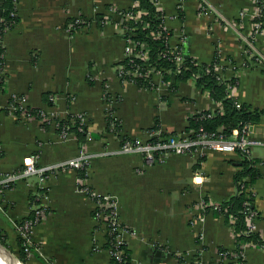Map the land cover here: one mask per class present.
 I'll return each instance as SVG.
<instances>
[{"label":"crops","instance_id":"0c3cea01","mask_svg":"<svg viewBox=\"0 0 264 264\" xmlns=\"http://www.w3.org/2000/svg\"><path fill=\"white\" fill-rule=\"evenodd\" d=\"M133 3L16 2L19 19L3 35L5 89L0 92V173L18 169L33 153L40 154L39 164L43 165L70 159L84 148L97 154L82 180L77 169L69 168L50 175L46 188L39 187L38 177L32 176L0 194V231L12 249L18 248L15 223L29 217L35 197L43 195L47 215L33 230V240L40 251L27 264H115L104 247L106 232L97 227L95 203L80 188V181L98 194L118 199L132 264H181V260L186 263L195 259L235 264L220 254L221 248L232 251L237 243V234L224 214L210 207L203 213V220L196 216L201 212L197 206L202 200L213 206L235 194V175L243 160L240 151L208 149L200 156L169 153L153 163H148L141 153L119 151L124 138L145 142L156 128L164 133H188L192 130H188L191 114L222 109L210 91L192 78L180 82L173 95L161 73L153 75L157 84L154 89L121 79L118 69L126 56L124 33L129 23L121 11ZM159 3L171 31V46L180 45L184 37L185 50L206 63L213 61L218 52L217 71L225 78L238 79L230 94L239 103L264 108V103H258L262 107L253 104L254 98L247 90L252 79L261 81L258 70L264 65H243V38L253 31L256 1ZM76 18L89 22L69 28V20ZM254 43L264 57V32L255 35ZM106 93L114 99L112 103ZM14 95L25 96L26 106L41 108L54 119L86 113L89 134L83 142L75 134L64 138L55 121L44 125L41 120L9 113L6 108ZM108 108L113 109L119 121L118 131L108 128ZM257 135L264 137V116L258 122ZM249 154L259 169L251 189L258 213L257 232L264 238V145L252 146ZM244 250L245 264H264V248L247 244Z\"/></svg>","mask_w":264,"mask_h":264},{"label":"built area","instance_id":"2783aa9c","mask_svg":"<svg viewBox=\"0 0 264 264\" xmlns=\"http://www.w3.org/2000/svg\"><path fill=\"white\" fill-rule=\"evenodd\" d=\"M256 4L258 0H255ZM17 2V0H16ZM155 5L160 8L159 0H154ZM203 8V7H202ZM162 10V9H161ZM128 20L130 18H134L137 21L141 20L140 17V8L138 7L134 13H122ZM245 13H242V17ZM257 15H260V7L257 4V11L254 14L253 18ZM241 17V18H242ZM85 22L82 18H76V23ZM254 28L249 37H244V52L247 59L252 64H262L264 65V57H261L259 53L256 51L254 37L259 32H264L262 25L260 23H254ZM74 24L71 23L69 28H73ZM129 27H126V32H128ZM163 30L167 32H171L166 23H165V14H164V25ZM7 30H5L6 32ZM158 36L162 34V31L156 33ZM127 45H126V58L129 59L130 62L133 63L135 67L126 68L125 64H121L118 69V73L120 77L127 76H145L155 73H161L160 69H155L148 62L149 52L145 49V44L140 41H136L132 39V32H128ZM185 38L182 37V42L180 45H176L175 47L171 46L170 38H169V46L170 49L174 52L185 50L183 47ZM3 43V37L0 36V44ZM245 45L249 47V49L245 48ZM180 49V50H179ZM4 56V54H2ZM136 59H144L146 61L145 65L148 67L147 71H142L141 68L135 63ZM179 62L182 61V56H177ZM245 63V60H244ZM218 67V65H217ZM216 67V68H217ZM222 76V74H221ZM223 77V76H222ZM229 90L233 88V86H229ZM12 100L9 103L8 112L15 115L16 111L20 109L22 111L21 115H24L27 119H38L43 123H52L55 121L54 118H51L44 110L38 108L37 114L32 113L29 106H26L25 96L22 95H14L11 97ZM110 103L114 101L112 97L106 98ZM237 104L240 105L239 101ZM108 116L110 118L109 124L110 128L113 131H118V119L115 117L112 108H108ZM212 113H209L208 116H211ZM73 121L78 122V129L80 131H86L89 134V131L85 129L87 127V115L84 112H80L75 114ZM56 126L58 125L55 121ZM71 125H65L62 127L60 135L64 138H67L72 132H69ZM257 122L249 121L243 124H240L238 127L232 129L230 133L224 132L223 127L219 128L216 131H206L204 127H199L197 130L192 129L188 133H184L181 135L172 134V133H164L160 128L153 129L151 131V138L148 141L141 142L139 140H131L128 138H124L122 140L119 151L122 153H141L145 156L146 161L148 163H153L155 161H162L166 155L169 153L175 154H187V155H196L200 156L205 153L208 149L234 152L241 151L244 153H249L250 148L252 146L264 145V137L257 135ZM2 154L1 146H0V156ZM96 153H90L85 148L80 150L78 155L57 163L52 164H39V153H33L27 158H25L24 163L18 169L2 172L0 173V194L4 193L5 190L12 188L19 181L27 180L32 176L38 177V185L41 188H46V183L50 175L55 173L56 171L66 170L69 168L79 170H85V176L87 174V169L91 164L92 158L96 156ZM79 175V179L85 178ZM80 188L85 191L94 201L95 209L94 215L97 221V227L99 229H103L107 232V224L111 227L110 233L113 234V238L111 240L110 248L108 249L111 256L114 257L119 263L127 264V253L124 245H127L124 239V233L127 231V227L122 223L119 216V208H118V199L111 194H98L93 188L88 185H84L82 181H80ZM43 195L40 193L35 197V206L33 208L32 214L23 219L22 221L15 223V228L18 232L19 238L21 240V245L26 253L28 260L33 257L36 251H40V248L37 244L34 243L33 240V230L36 225L40 224L47 215V208L43 203ZM249 205V202L246 203ZM210 206V204L202 200L198 204V209L201 210L202 214L196 216L198 220L204 219V214L206 208ZM249 212V231H257L256 218L257 213L252 211L250 207H247ZM195 222V221H194ZM248 243L241 242L243 248ZM97 248V245H96ZM221 256L227 259H230L235 264H245V250L236 251V247L234 250H225L221 251ZM132 263V262H131ZM183 264H212L209 262H205L201 259H195Z\"/></svg>","mask_w":264,"mask_h":264},{"label":"trees","instance_id":"16d2710c","mask_svg":"<svg viewBox=\"0 0 264 264\" xmlns=\"http://www.w3.org/2000/svg\"><path fill=\"white\" fill-rule=\"evenodd\" d=\"M133 5L128 9H123L122 13H134L137 8H140V17L141 20L137 21L134 18L129 19L127 27H129L128 32H132V39L136 41L143 42L145 44V49L149 52L148 62L156 70L160 69L162 72V77L165 82L169 84V94L173 95L177 92L180 82L187 79H194L198 86L208 89L212 98L221 103L222 109L218 111L203 110L194 114H191L188 118L189 126L188 130L195 129L199 127H204L206 131H216L219 128L223 127L224 132L230 133L233 128L238 127L240 124L253 121L259 122L264 116V109L253 108L251 105L246 103L237 104V99L230 94L229 86H236L238 79L235 76L230 78L222 77L221 74L217 71V65L220 61V55L217 52L213 61L210 63L199 62L193 56H191L186 50L172 51L169 46V38L171 37V32L163 30L164 25V12L159 9L154 0H133ZM258 6L260 7V15L252 18V22L260 23L264 30V0L257 1ZM0 36L3 37L5 30L11 28L19 19L16 7V0H2L0 5ZM239 21H242L241 18H238ZM89 22V21H88ZM87 20L83 23H76V19H70L69 23L74 24L75 27H82L88 23ZM162 31L161 35L156 33ZM128 32L124 33L125 38H128ZM245 48L249 49L247 45ZM5 52V47L0 44V92L5 89L4 81V66H5V57L2 55ZM182 56V61L179 62L177 56ZM233 61V59H232ZM234 62V61H233ZM135 63L141 68L142 71H147L148 67L145 65L146 61L144 59H136ZM121 64H125L126 68L135 67L128 58L125 57ZM245 66H252L251 62L245 56ZM122 80H128L139 87L142 88H156L157 84L153 80V75L145 76H127L121 77ZM106 98L110 97L106 93ZM12 98L10 99V101ZM52 104V101H49ZM30 111L36 116L38 108L28 107ZM8 111V108H6ZM209 113H212L211 116H208ZM22 111L18 109L15 113L17 117H21ZM75 115H69L66 119H55L57 122V130L60 133L62 127L65 125H71L69 132L78 137L80 142L84 141V138L88 135L86 131H80L78 129V122H74L73 118ZM108 128L109 116H107ZM118 129H120L119 122ZM50 124V123H49ZM44 123V125H49ZM158 126H155V128ZM88 131V127H85ZM243 156L242 167L235 175L236 182V192L235 194L227 201L222 202L221 204H214L213 206H208L205 211L209 210L210 207L214 210H218L224 214L227 222L231 223L235 233L237 234V243L236 251H241L244 248L241 245V242L257 245L261 248H264V238L257 231H249V212L247 207L249 206L252 211L257 213L255 208V194L252 191V185L254 181L259 177V169L256 166V160L250 157L249 153L241 152ZM79 175L82 177L85 176V170H79ZM249 202V205L246 203ZM258 216V213H257ZM111 227L107 224L106 232V243L105 248L109 249L113 234L110 233ZM0 241L5 244L10 250L14 252L11 246L6 241V235L0 231ZM127 253V264L131 263V254L127 245H124ZM226 249L221 248L220 251L224 252ZM19 258L27 264V256L21 245L20 238L18 239V254ZM112 261L115 264L119 263L114 257ZM184 261L181 260V264Z\"/></svg>","mask_w":264,"mask_h":264},{"label":"rangeland","instance_id":"374dc122","mask_svg":"<svg viewBox=\"0 0 264 264\" xmlns=\"http://www.w3.org/2000/svg\"><path fill=\"white\" fill-rule=\"evenodd\" d=\"M260 67H262V66H260ZM262 70H258V71H260L259 75H261L263 77L261 79V81L252 79L251 83L247 86V90H248L249 94L252 95L254 100H255V101L253 100V104L255 106H260V107H262V106L258 105V103H264V67L262 68ZM258 82H260V83L258 84ZM261 109H264V108H261ZM13 250L16 254H18V248L13 249Z\"/></svg>","mask_w":264,"mask_h":264},{"label":"water","instance_id":"95a60500","mask_svg":"<svg viewBox=\"0 0 264 264\" xmlns=\"http://www.w3.org/2000/svg\"><path fill=\"white\" fill-rule=\"evenodd\" d=\"M0 247L3 249V251L8 254L11 258L8 261V263L5 264H26L24 261H22L19 256L13 252L12 250H10L5 244H3L0 241Z\"/></svg>","mask_w":264,"mask_h":264},{"label":"bare ground","instance_id":"6f19581e","mask_svg":"<svg viewBox=\"0 0 264 264\" xmlns=\"http://www.w3.org/2000/svg\"><path fill=\"white\" fill-rule=\"evenodd\" d=\"M10 256L8 254H6L3 249L0 247V264H5L8 263V261L10 260Z\"/></svg>","mask_w":264,"mask_h":264}]
</instances>
